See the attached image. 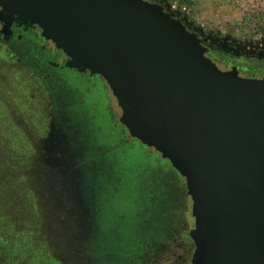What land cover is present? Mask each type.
I'll use <instances>...</instances> for the list:
<instances>
[{"label": "water", "instance_id": "95a60500", "mask_svg": "<svg viewBox=\"0 0 264 264\" xmlns=\"http://www.w3.org/2000/svg\"><path fill=\"white\" fill-rule=\"evenodd\" d=\"M0 24L37 27L103 78L129 135L185 179L191 264H264V78L220 70L151 0H0Z\"/></svg>", "mask_w": 264, "mask_h": 264}, {"label": "rangeland", "instance_id": "374dc122", "mask_svg": "<svg viewBox=\"0 0 264 264\" xmlns=\"http://www.w3.org/2000/svg\"><path fill=\"white\" fill-rule=\"evenodd\" d=\"M151 1L196 35L236 50L264 48V0ZM20 58L0 39V264H93L77 175L67 164L64 134L52 129L49 91ZM243 68V76L264 75L261 64ZM159 179L169 203L161 215L162 237L145 244L143 264H184L192 202L185 180L170 168Z\"/></svg>", "mask_w": 264, "mask_h": 264}, {"label": "flooded vegetation", "instance_id": "af4514ba", "mask_svg": "<svg viewBox=\"0 0 264 264\" xmlns=\"http://www.w3.org/2000/svg\"><path fill=\"white\" fill-rule=\"evenodd\" d=\"M41 33L37 27L13 25L0 39L20 55L49 91L52 129L64 134L67 154L72 157L67 164L79 179L90 259L93 264H143L145 244L162 237L161 215L169 203L168 190L159 176L168 167L177 178L185 179L159 153H150L151 148L129 135L114 111L105 80L68 68V58ZM197 36L220 70L236 67L242 78H264L241 74V67L246 71L251 63L264 67V48L236 50L216 39Z\"/></svg>", "mask_w": 264, "mask_h": 264}, {"label": "trees", "instance_id": "16d2710c", "mask_svg": "<svg viewBox=\"0 0 264 264\" xmlns=\"http://www.w3.org/2000/svg\"><path fill=\"white\" fill-rule=\"evenodd\" d=\"M192 252H193V245L191 244L189 248L186 247V249H185V253L183 255V263L184 264H191L190 260H191Z\"/></svg>", "mask_w": 264, "mask_h": 264}]
</instances>
